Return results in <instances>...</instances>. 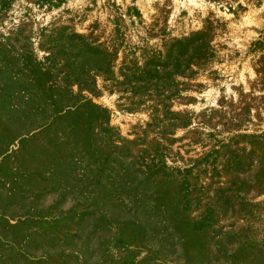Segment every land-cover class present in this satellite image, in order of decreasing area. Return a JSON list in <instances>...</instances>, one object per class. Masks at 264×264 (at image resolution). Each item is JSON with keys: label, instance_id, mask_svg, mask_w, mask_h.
<instances>
[{"label": "rangeland", "instance_id": "rangeland-1", "mask_svg": "<svg viewBox=\"0 0 264 264\" xmlns=\"http://www.w3.org/2000/svg\"><path fill=\"white\" fill-rule=\"evenodd\" d=\"M0 264H264V0H0Z\"/></svg>", "mask_w": 264, "mask_h": 264}]
</instances>
